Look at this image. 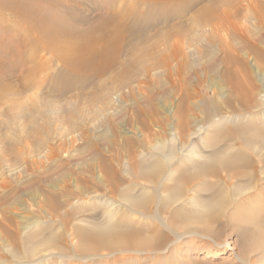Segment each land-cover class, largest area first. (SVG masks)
I'll list each match as a JSON object with an SVG mask.
<instances>
[{
  "label": "rangeland",
  "instance_id": "obj_1",
  "mask_svg": "<svg viewBox=\"0 0 264 264\" xmlns=\"http://www.w3.org/2000/svg\"><path fill=\"white\" fill-rule=\"evenodd\" d=\"M108 1L87 0L75 26L96 23ZM117 1L111 5L119 11L133 2L146 28L141 36L123 41L116 64L100 71L99 62L71 77L48 47L37 53V63L44 64L31 80L12 64V76L0 82V264L48 253L37 243L49 235L60 238L53 249L68 244L74 251L73 225L100 218L107 208L102 199L112 198L107 178L99 172L102 163L113 162L120 187L128 190L134 184L137 194L143 183L131 174V158L162 154L160 147L167 150L168 144L204 146L213 137L212 119H220L218 128L228 132L239 113L259 114L257 129L264 132V61L256 55L264 51V20L253 9L264 0H198L185 10L181 0ZM172 8L176 15L170 16ZM251 93L256 102L244 105L239 97ZM202 136L207 141L200 143ZM224 233L221 242L228 244L215 249L212 258H205L212 247L192 250V241L176 252L198 254L214 264H243L230 255L236 234ZM28 237L35 244L33 258L26 257L30 240L18 249V242Z\"/></svg>",
  "mask_w": 264,
  "mask_h": 264
},
{
  "label": "bare ground",
  "instance_id": "obj_2",
  "mask_svg": "<svg viewBox=\"0 0 264 264\" xmlns=\"http://www.w3.org/2000/svg\"><path fill=\"white\" fill-rule=\"evenodd\" d=\"M114 1H108L106 13L96 23L77 28L75 18L80 10L87 9V0H0V82L12 76V64L19 65L20 76L24 74L31 80L44 64L37 63V53L48 47L71 70V77L80 76L99 62L100 71L116 64L123 41L141 36L146 26L142 25L144 21L139 23L142 20L133 2L119 11L116 5L112 7ZM195 1L178 3L185 10ZM257 5H253L255 17L264 20V4ZM174 10L168 14L176 15ZM21 52L24 54L19 55ZM256 52L264 61V51ZM244 69L250 73L247 67ZM236 86L239 91L243 87L239 83ZM239 98L248 106L256 102L253 93ZM179 111L184 113L183 108ZM251 114L236 115L227 133L218 128L220 119H212L208 125L213 128V137L206 140L205 148L197 142L198 148L191 142L168 144L167 150L160 147L162 154L157 151L138 160L131 158V174L143 183L137 194L133 192L134 184H128V190L120 187V175L113 162L102 163L99 172L107 178L112 198L102 199L107 208L100 218L94 216L84 219L85 225H73L70 231L74 251L68 244L53 249L60 238L49 235L37 243L48 253L30 261L19 256L12 264H214L198 254H178L176 250L192 241L188 244L192 250L212 247L205 255L212 258L217 254L215 249L228 244L220 239L225 230L238 238V243H229L232 259L243 264L264 260V181L260 182L264 180V132L257 129L258 120H262L259 114ZM199 141L206 142L204 136ZM177 152L182 156L175 157ZM258 216H263L262 220ZM145 218L148 222L139 226ZM29 238L17 241L18 249ZM34 246L29 247L26 257L36 255ZM253 252L257 257L253 258ZM60 257L64 260L59 261Z\"/></svg>",
  "mask_w": 264,
  "mask_h": 264
}]
</instances>
